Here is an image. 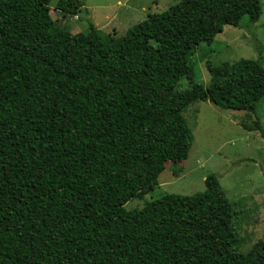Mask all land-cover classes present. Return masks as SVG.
<instances>
[{
	"label": "trees",
	"instance_id": "1",
	"mask_svg": "<svg viewBox=\"0 0 264 264\" xmlns=\"http://www.w3.org/2000/svg\"><path fill=\"white\" fill-rule=\"evenodd\" d=\"M261 1L175 0L106 40L56 25L51 0H0V264H264V240L235 251L215 174L202 192L124 207L187 158V106L255 111L257 60L208 65L203 86L188 57L225 25L257 22Z\"/></svg>",
	"mask_w": 264,
	"mask_h": 264
},
{
	"label": "rangeland",
	"instance_id": "2",
	"mask_svg": "<svg viewBox=\"0 0 264 264\" xmlns=\"http://www.w3.org/2000/svg\"><path fill=\"white\" fill-rule=\"evenodd\" d=\"M58 2L49 3L56 25L72 34L92 29L106 40H116L144 22L148 14L165 11L175 0H72V14L58 10ZM261 3L257 22L251 24L243 17L239 27L225 25L211 43L193 49L188 57L191 82L209 85L208 65L251 59L264 67V0ZM188 82L180 81V88H187ZM183 115L192 134L187 158L166 164L158 177L159 186L139 192L124 207L141 209L164 194L202 192L205 177L215 174L232 204L234 249L247 253L264 240V97L254 112L221 109L199 101L187 106Z\"/></svg>",
	"mask_w": 264,
	"mask_h": 264
}]
</instances>
